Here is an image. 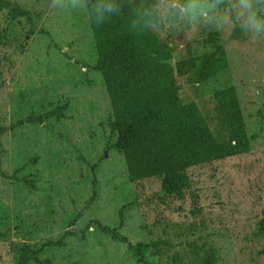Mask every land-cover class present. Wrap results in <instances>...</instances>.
<instances>
[{"label":"rangeland","instance_id":"obj_1","mask_svg":"<svg viewBox=\"0 0 264 264\" xmlns=\"http://www.w3.org/2000/svg\"><path fill=\"white\" fill-rule=\"evenodd\" d=\"M10 1L32 23L0 13V264H20L31 250L51 264L158 263L144 228L156 212L172 221L203 220L219 264H264V234L257 232L264 218V26L249 22L251 13L264 20V0H249L250 7L240 0H157L150 11L135 7V19H116L137 45L172 64L180 103L196 102L214 118L239 113L247 135L258 134L245 153L189 168L183 198L164 205L150 201L157 180L128 178L103 77L90 67L97 52L85 0ZM193 3L206 14H194ZM232 12L243 27L240 42L231 39ZM221 54L226 69L191 82ZM31 115L44 120L18 124ZM92 219L125 240L86 229Z\"/></svg>","mask_w":264,"mask_h":264},{"label":"trees","instance_id":"obj_2","mask_svg":"<svg viewBox=\"0 0 264 264\" xmlns=\"http://www.w3.org/2000/svg\"><path fill=\"white\" fill-rule=\"evenodd\" d=\"M205 1L228 5L221 0ZM156 4L157 0H85L97 52L90 67L103 77L114 117L111 125L117 134L116 144L124 155L128 178L133 183L157 180L160 190L150 201L164 205L173 198H183L191 183L189 168L245 153L249 140L256 139L258 134L247 135L239 113L221 116L218 112L214 118L210 110L204 112L196 102L180 103L172 64L157 60L150 50L137 45L116 21L121 17L135 19V7L145 12ZM109 5L110 12L106 10ZM3 10L14 17H26L32 23L28 11L10 0H0V13ZM228 19L232 25L231 39L243 41V27L237 15L232 12ZM227 66L228 59L221 54L205 63L191 82H205ZM186 73L184 69L183 74ZM43 120L42 115H31L18 124ZM211 120H215L213 126ZM5 131V127H0V136ZM95 195L93 191L84 209L91 205ZM191 213L196 215L194 210ZM76 217L80 218L81 212ZM92 226L114 240H125L116 228L97 219L90 220L86 229ZM144 228L146 245L151 255L159 259L158 263L148 264H219L220 250L203 220L172 221L156 212L154 220L145 223ZM257 232L264 234V218L259 221ZM261 252L264 254V247ZM36 253L31 250L28 255L23 251L19 263L34 259L51 264L49 259H39ZM139 261L142 262L141 257Z\"/></svg>","mask_w":264,"mask_h":264},{"label":"clouds","instance_id":"obj_3","mask_svg":"<svg viewBox=\"0 0 264 264\" xmlns=\"http://www.w3.org/2000/svg\"><path fill=\"white\" fill-rule=\"evenodd\" d=\"M241 4L244 5L245 7H250V4H249V0H240ZM190 7L193 9V12L194 14L196 12H199V14H206V8L205 6L201 5L199 6V8L197 7L196 4H192L190 5ZM97 11H101V9L99 7H97L96 9ZM107 11H111V5H109L106 9ZM182 11H185L184 9H182ZM249 22L259 28L261 26H264V20H261L259 17H257L254 13H251L250 16H249Z\"/></svg>","mask_w":264,"mask_h":264}]
</instances>
